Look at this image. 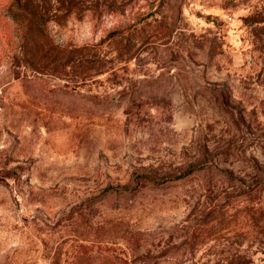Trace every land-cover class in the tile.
Returning <instances> with one entry per match:
<instances>
[{"label":"rangeland","instance_id":"374dc122","mask_svg":"<svg viewBox=\"0 0 264 264\" xmlns=\"http://www.w3.org/2000/svg\"><path fill=\"white\" fill-rule=\"evenodd\" d=\"M0 264H264V0H0Z\"/></svg>","mask_w":264,"mask_h":264},{"label":"trees","instance_id":"16d2710c","mask_svg":"<svg viewBox=\"0 0 264 264\" xmlns=\"http://www.w3.org/2000/svg\"><path fill=\"white\" fill-rule=\"evenodd\" d=\"M139 179H144L145 181H149L151 183H154V184H158L160 183L159 179L155 178V177H152V176H148V175H140L139 176ZM112 190H118L116 188H111ZM110 189V190H111Z\"/></svg>","mask_w":264,"mask_h":264}]
</instances>
